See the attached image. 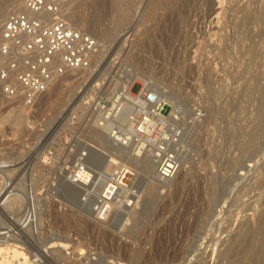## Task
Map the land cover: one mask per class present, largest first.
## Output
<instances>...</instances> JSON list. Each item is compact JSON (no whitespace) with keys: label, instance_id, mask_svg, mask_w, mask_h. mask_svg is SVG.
<instances>
[{"label":"rangeland","instance_id":"obj_1","mask_svg":"<svg viewBox=\"0 0 264 264\" xmlns=\"http://www.w3.org/2000/svg\"><path fill=\"white\" fill-rule=\"evenodd\" d=\"M101 1L91 72L57 79L31 105L0 94V232L16 226L17 259L30 264H264V0H112V12ZM96 2L69 1L76 27L89 32ZM129 72L166 91L175 118L204 117L184 126L177 183H141L129 219L121 209L98 220L63 172L97 139L96 101L117 98L104 89Z\"/></svg>","mask_w":264,"mask_h":264},{"label":"built area","instance_id":"obj_2","mask_svg":"<svg viewBox=\"0 0 264 264\" xmlns=\"http://www.w3.org/2000/svg\"><path fill=\"white\" fill-rule=\"evenodd\" d=\"M68 1L23 0L22 7L12 11L2 22L0 94L31 105L59 77L91 69L101 45L67 19ZM113 102L115 106H112ZM123 102L126 100L115 97L110 101L98 99L95 103L98 126L105 128L119 147H132L134 158L152 159L156 165L154 179L168 184L177 176L185 155L184 126L199 124L204 117L202 110H193L187 123L181 119V110L180 117L169 118L170 103L161 99L153 88L141 95L139 104L131 102L132 111L122 107ZM86 157L82 152L72 168L66 170L68 180L78 170L89 168ZM98 178L102 192L97 196L89 193L82 197L84 203L92 200L91 212L98 220L138 201L140 192L134 187L128 164H114L110 172Z\"/></svg>","mask_w":264,"mask_h":264},{"label":"bare ground","instance_id":"obj_3","mask_svg":"<svg viewBox=\"0 0 264 264\" xmlns=\"http://www.w3.org/2000/svg\"><path fill=\"white\" fill-rule=\"evenodd\" d=\"M6 1V0H5ZM23 0H9V2L7 4H0V22L2 20H4L6 18V16L12 11L14 10H17L19 8L22 7V2ZM70 1V0H69ZM68 1V3H69ZM106 1V0H105ZM95 2V1H94ZM101 0H98V2H96L94 4V8L92 10V13L90 15L87 21V24H88V33L90 35H92L93 37H101L103 35H105V32H103V30L100 28V22L103 20L102 17H104V14L106 12H108V6L106 5L105 8H107V11H103V6L101 4ZM109 12L111 11H114V9L116 8V4L114 3V1H109ZM68 3L66 5V17L67 19L73 23V24H81V20H80V17L77 15V14H72L70 12H67L68 10ZM108 4V3H106ZM9 9V11H7ZM120 9V8H119ZM116 10V9H115ZM88 11V10H87ZM105 12V13H103ZM74 19V20H73ZM76 22V23H75ZM85 23V22H84ZM2 24V22H1ZM107 33V32H106ZM100 51L97 52V54L99 53ZM95 55L98 56V55ZM91 70V69H90ZM89 70V71H90ZM126 70V69H125ZM124 71V70H123ZM128 71V70H126ZM80 72H86V71H79L78 73ZM91 72V71H90ZM77 73V72H76ZM75 73L72 74L71 73H68L66 74L64 77H59V79H66L68 78L70 75H74ZM120 77V76H119ZM58 79V80H59ZM58 80H54L52 82V85L49 87V89L51 87L54 86L55 83H57ZM137 81H140L143 83L144 85V89L142 91V89L139 91L141 92L142 91V94H133L131 92V89H132V86L135 82ZM93 82V81H92ZM99 83V82H98ZM166 84V83H165ZM98 86H100L101 84H97ZM152 83L148 80V78L141 72H132V73H127L126 75H124L122 78H119L117 80H112L110 83H108V86H107V89H104L105 90V93L106 94H112L114 93L116 96H117V99L118 98H123L126 100V102L124 104H122V107H126V110L128 111H132L133 110V105H131V102L133 103H137L139 104L140 103V98H141V95L143 94H147L149 92V90H152ZM84 87V86H83ZM95 86H93L92 88H94ZM143 88V87H142ZM95 89V88H94ZM158 90V89H157ZM147 91V92H146ZM146 92V93H145ZM158 95L161 99L165 100L168 102V100L166 98L169 97L168 93L165 92H162V90H158ZM160 92V94H159ZM104 93V92H103ZM108 94V95H109ZM109 95V96H110ZM113 95V94H112ZM164 96V97H163ZM114 98V97H113ZM170 98V97H169ZM77 101V100H76ZM130 102V104H129ZM173 102V101H172ZM112 106H115L114 105V102L112 104ZM111 106V107H112ZM174 106V105H173ZM177 107V105H176ZM174 107V110L175 108ZM178 109V107H177ZM177 112V110H176ZM177 114V113H176ZM175 118V112H171V116L170 118L174 119ZM0 118H4V117H0ZM6 121V120H5ZM98 126V124H97ZM99 133L97 132L96 133V141H93L90 143H83L82 144V147L83 149H85V153L87 155L86 157V162L87 160L91 161L92 164L94 165L95 167V170L93 171V169H82V170H78L76 175H72L71 176V180H68V172H63L64 173V179L67 180V183H69V185L73 186L74 188H76L77 190H79L81 193V195H88L89 193H94L95 196H97L99 193L102 192V185H100L99 183V178L98 177H102L104 176L106 172V169L107 167L109 166V164H117V163H126L130 166V169L132 171V174L134 179H135V176H136V179L133 181L134 183V187H136L138 189V193L139 192H142L140 187H141V183H146L148 184V186H151L153 188H159L161 187V185H168V184H172V183H177V181H179L180 179V176H181V173H182V168H183V165H184V161H183V158H185V155H183V158L181 160V164H180V169H179V172L177 174V176L172 180L170 181L168 184H163V183H159L157 182L155 179H154V176H155V172H156V165L154 164V162L152 161V159L148 158V157H140V158H134L132 156V147L130 148H121L119 147L117 144H115L109 135H107L106 133V129L105 128H102V127H99ZM39 140V139H38ZM44 142V141H43ZM107 142H111V144L114 146L112 147L113 149L115 148V150L118 152H113L111 153L110 151H107L108 148H109V143ZM111 147V146H110ZM110 149V148H109ZM112 150V149H111ZM20 154V153H19ZM18 154V155H19ZM79 156V155H78ZM76 157V156H75ZM74 161H78V158L76 157L74 159ZM87 164V163H86ZM92 166V165H91ZM93 167V168H94ZM114 167V166H113ZM2 179V178H1ZM64 181V180H63ZM69 181V182H68ZM72 181V182H71ZM3 182V181H2ZM1 183V182H0ZM19 183V182H18ZM146 186V185H145ZM147 187V186H146ZM3 188V187H2ZM1 188V189H2ZM10 190V189H8ZM2 192V191H1ZM4 192V191H3ZM79 192V194H80ZM143 193V192H142ZM150 193V192H149ZM1 194V193H0ZM3 194V193H2ZM13 194V193H12ZM6 196V194H5ZM14 196V195H13ZM138 196H140V199H141V195L138 194ZM3 198V197H2ZM13 198V197H12ZM4 199V198H3ZM10 199V198H9ZM142 199H143V195H142ZM142 199H141V203H142ZM1 200V199H0ZM6 200V199H5ZM3 202V201H1ZM140 201L138 200L137 202L135 201V203L133 205H131V207H122V211H119L121 212V216H120V219L122 218V216H127V219H129L134 213H135V210H136V206H139L138 204ZM11 203V202H10ZM4 206V205H3ZM2 206V208H3ZM4 207H8V206H4ZM2 208H1V211H2ZM119 209V210H121ZM116 210V209H115ZM114 210V211H115ZM114 211L111 213L113 214ZM4 212V211H3ZM12 212V211H11ZM14 212V211H13ZM116 212V211H115ZM140 212V211H139ZM1 213V212H0ZM10 213V210L9 212ZM7 212H5V214H8ZM18 213V212H17ZM90 214H94L93 212H89ZM4 214V215H5ZM16 214V213H15ZM14 216V214H12ZM9 216V215H8ZM7 216V217H8ZM17 216V215H16ZM93 216V215H92ZM1 218V216H0ZM126 218V217H125ZM124 218V219H125ZM19 219V217H18ZM126 219V220H127ZM6 221H7V218H6ZM26 221V220H25ZM5 222V221H3ZM1 222V223H3ZM15 222V221H14ZM19 222V221H17ZM16 222V223H17ZM9 223V222H7ZM124 223V222H123ZM264 223V222H263ZM12 224V223H11ZM14 224V223H13ZM18 224V223H17ZM21 224V222L19 223ZM2 226V225H1ZM15 226V224H14ZM5 227V226H4ZM6 227H7V224H6ZM4 228V231L3 232H0V264H30V260L28 259V257H24L22 258L21 260L20 259H17L20 255H21V252L19 251V248L20 246L17 244V243H12L14 241H17L18 239L14 236L13 233H10L12 229H14L15 227H7V228ZM263 227V226H262ZM2 229V227L0 228V230ZM22 229H20L19 231H21ZM24 230V229H23ZM22 230V231H23ZM262 230V229H261ZM18 231V232H19ZM263 232V231H262ZM24 234V233H23ZM19 235V234H18ZM256 238V237H255ZM19 241V240H18ZM54 245V244H53ZM55 246V245H54ZM62 246V245H61ZM10 251L12 253V260H8L7 258L5 259L4 256H3V251L4 250H9L10 248H12ZM52 247V246H51ZM61 249V248H60ZM258 249V248H257ZM105 250V249H104ZM159 250V249H158ZM58 251V250H57ZM39 252V251H38ZM49 252V251H48ZM60 252V251H58ZM8 253V252H6ZM58 254V253H57ZM60 254V253H59ZM61 255V254H60ZM56 256V251H52L51 254L49 255L48 254V258L50 257H55ZM59 256V255H58ZM62 256V255H61ZM6 257V256H5ZM37 257V256H36ZM20 258V257H19ZM39 258V257H38ZM53 259V258H52ZM55 260H56V257H55ZM55 260L53 262H55ZM50 262V261H49ZM57 262V261H56ZM34 264V261L33 263ZM36 264V263H35ZM55 264V263H54Z\"/></svg>","mask_w":264,"mask_h":264}]
</instances>
